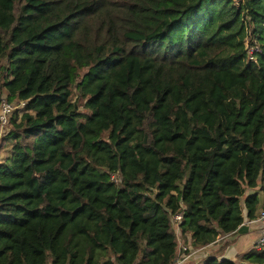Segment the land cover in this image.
<instances>
[{
  "label": "trees",
  "instance_id": "trees-1",
  "mask_svg": "<svg viewBox=\"0 0 264 264\" xmlns=\"http://www.w3.org/2000/svg\"><path fill=\"white\" fill-rule=\"evenodd\" d=\"M3 98L0 264H172L264 209V0H0Z\"/></svg>",
  "mask_w": 264,
  "mask_h": 264
},
{
  "label": "built area",
  "instance_id": "built-area-1",
  "mask_svg": "<svg viewBox=\"0 0 264 264\" xmlns=\"http://www.w3.org/2000/svg\"><path fill=\"white\" fill-rule=\"evenodd\" d=\"M232 3L238 6L242 0H231ZM244 49H245V61L247 62H256L257 55L261 52L260 45L257 42V35L248 32L244 40ZM25 102H19L14 104L5 98L0 100V140L1 138L7 133L8 130V123H9V116L16 110L21 109L24 107ZM110 181L116 185L121 183V179L117 173H113L110 175ZM183 211L177 212L172 215L173 222L175 225L176 232H179V226L182 222ZM258 219L264 225V209H261L258 212ZM257 249L264 250V230L259 235L257 240L254 243V246ZM205 247H193L191 245L182 243L179 240L178 242V250L175 260L172 264H203L204 261L210 257L207 253H203L202 258H196L197 254Z\"/></svg>",
  "mask_w": 264,
  "mask_h": 264
},
{
  "label": "crops",
  "instance_id": "crops-1",
  "mask_svg": "<svg viewBox=\"0 0 264 264\" xmlns=\"http://www.w3.org/2000/svg\"><path fill=\"white\" fill-rule=\"evenodd\" d=\"M4 160L5 159L0 158V161ZM259 196L260 199H262V194ZM261 209L260 207L258 212ZM258 212L254 219H244L243 225L239 230L233 233L219 234L214 242L207 245L200 254H197L195 257L202 258L201 255L207 253L209 256H215L218 259H229L241 263L243 255L253 248L255 241L264 230V225L258 219ZM180 241L191 245L189 235H187L185 239L181 238Z\"/></svg>",
  "mask_w": 264,
  "mask_h": 264
},
{
  "label": "rangeland",
  "instance_id": "rangeland-1",
  "mask_svg": "<svg viewBox=\"0 0 264 264\" xmlns=\"http://www.w3.org/2000/svg\"><path fill=\"white\" fill-rule=\"evenodd\" d=\"M78 104H79V110L82 111L83 107H82L81 102ZM84 112L86 113V111H84ZM5 156H6V158H5ZM9 156H10V144H8V145L6 144L4 150L0 151V158L6 160V159H8ZM260 194L261 193H259V195Z\"/></svg>",
  "mask_w": 264,
  "mask_h": 264
}]
</instances>
